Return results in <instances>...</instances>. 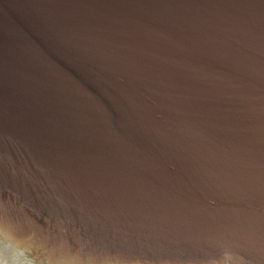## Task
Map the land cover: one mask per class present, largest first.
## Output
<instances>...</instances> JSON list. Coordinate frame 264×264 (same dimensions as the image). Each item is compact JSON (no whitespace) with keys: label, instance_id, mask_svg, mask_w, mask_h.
<instances>
[{"label":"water","instance_id":"obj_1","mask_svg":"<svg viewBox=\"0 0 264 264\" xmlns=\"http://www.w3.org/2000/svg\"><path fill=\"white\" fill-rule=\"evenodd\" d=\"M0 264H264V0H0Z\"/></svg>","mask_w":264,"mask_h":264}]
</instances>
